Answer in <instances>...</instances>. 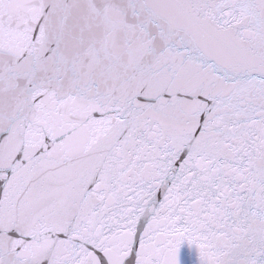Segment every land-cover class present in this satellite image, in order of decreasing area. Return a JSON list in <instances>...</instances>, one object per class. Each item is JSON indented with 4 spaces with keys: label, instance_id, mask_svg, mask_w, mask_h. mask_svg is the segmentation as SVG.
Listing matches in <instances>:
<instances>
[{
    "label": "snow or ice",
    "instance_id": "obj_1",
    "mask_svg": "<svg viewBox=\"0 0 264 264\" xmlns=\"http://www.w3.org/2000/svg\"><path fill=\"white\" fill-rule=\"evenodd\" d=\"M0 264H264V0H0Z\"/></svg>",
    "mask_w": 264,
    "mask_h": 264
}]
</instances>
